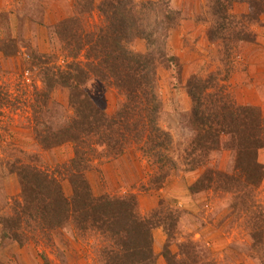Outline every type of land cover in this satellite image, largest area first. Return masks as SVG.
Segmentation results:
<instances>
[{"label":"rangeland","instance_id":"rangeland-1","mask_svg":"<svg viewBox=\"0 0 264 264\" xmlns=\"http://www.w3.org/2000/svg\"><path fill=\"white\" fill-rule=\"evenodd\" d=\"M136 1L151 3L143 23L153 33L155 43L148 45L146 40L136 39L131 49L139 52L161 49L176 59L173 65L167 61L160 63L156 74L162 102L158 124L172 137L169 154L174 166L167 167L164 180L154 183L160 169L138 146L128 145L122 154L115 156L105 145H97V159L85 173L91 191L98 196L134 194L142 215L161 207L175 210L178 226L175 240L168 246L172 253L178 252V242L187 239L194 242L202 264H264V248L252 247L254 231L260 227L264 232V175L257 187H245L244 181L230 186L216 180L211 187H195L209 168L231 177L239 174L234 167L238 154L229 142H221L219 149L204 157L202 167L194 171L186 169L190 161L186 151L198 133L187 87L191 79L209 80L211 90L217 86L223 97L259 107L264 117V13L246 24L251 41H226L209 33L213 24L210 0H169L177 11L169 29L163 28L157 0ZM78 4V0H0V44L10 36L21 41L17 43L16 54L7 55L0 48V264H98L95 248L102 242L96 236L84 235L87 239H83V233L72 234L65 227L45 231L47 234L36 229L26 231L28 240L18 243L3 235L1 221L26 203L20 179L15 169L12 171L18 164L27 163L47 172L67 196L71 194L63 177L64 165L73 156L71 144L45 148L33 131L41 125L61 126L66 118L67 91L58 87L47 99L36 100L42 83L39 66L32 63V56H46L47 65L65 64L60 43L52 31L53 24L69 15H79ZM230 11L239 17L249 13L245 2L234 3ZM91 12L83 25L90 31L102 21L95 9ZM82 54L78 60L84 62ZM87 87L108 114L117 109L123 98L113 86L95 77ZM256 157L264 165V148ZM252 212L256 213L258 223H253ZM152 235L155 264H167L163 256L166 233L157 227Z\"/></svg>","mask_w":264,"mask_h":264},{"label":"trees","instance_id":"trees-1","mask_svg":"<svg viewBox=\"0 0 264 264\" xmlns=\"http://www.w3.org/2000/svg\"><path fill=\"white\" fill-rule=\"evenodd\" d=\"M236 2L247 3L249 13L240 17L232 14L230 10ZM78 3L79 15H69L53 24L52 31L60 43L65 64L47 65L46 56H32V63L39 66L42 83V89L36 92V100L47 99L58 87L67 91L66 118L61 126L41 125L33 131L38 143L45 148L71 144L73 156L64 165L63 176L71 194L67 196L63 187L47 172L27 163H15L17 166L12 171L15 169L20 179L22 199L26 203L12 216L2 218L3 235L24 243L28 240L25 234L28 230L48 233L65 227L72 234L83 233V239L88 235L101 240L100 246L95 248L98 264H155L157 255L153 249L152 231L161 227L167 235L163 248L167 264H202L192 240L178 242L177 253L169 250L178 226V213L172 208H156L142 215L134 194L118 197L104 193L98 196L91 191L85 173L92 169V163L97 159V145H105L117 156L128 145L135 144L160 169L154 183L164 180L168 175L167 167L174 166L169 154L172 137L158 124L162 102L156 74L160 63L167 61L168 65H173L176 59L161 49L146 52L131 49L136 39H144L148 45L155 43L153 33L143 23L151 3L136 0H78ZM157 3L162 10L163 28L169 29L177 11L169 0H157ZM210 3L213 24L209 33L212 37L251 41L245 31L246 24L249 20L256 21L264 13V0H210ZM93 9L102 21L90 31L83 25L84 18ZM18 42H21L20 38L10 36L0 48L5 54L13 55ZM81 52L86 59L84 62L78 60ZM94 77L113 86L123 97L111 114L99 107L88 90L87 83ZM187 87L193 119L198 127V133L186 151L190 157L187 171L202 167L204 157L219 149L221 142L234 145L238 154L234 167L239 174L231 177L209 168L194 186L208 188L216 180L224 185L244 181L245 187H257L264 175V165L256 157L264 148V117L259 107L233 102L230 96L223 97L222 90L217 86L211 90L213 86L206 79H191ZM251 216L253 223H258L256 213L252 212ZM253 235L252 247L264 248V232L260 227Z\"/></svg>","mask_w":264,"mask_h":264}]
</instances>
